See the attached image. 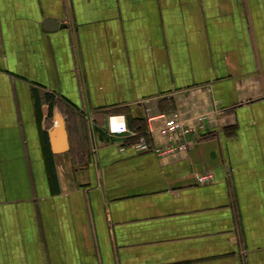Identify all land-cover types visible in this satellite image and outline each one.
<instances>
[{
	"label": "crops",
	"instance_id": "0c3cea01",
	"mask_svg": "<svg viewBox=\"0 0 264 264\" xmlns=\"http://www.w3.org/2000/svg\"><path fill=\"white\" fill-rule=\"evenodd\" d=\"M0 264H264V0H0Z\"/></svg>",
	"mask_w": 264,
	"mask_h": 264
},
{
	"label": "built area",
	"instance_id": "2783aa9c",
	"mask_svg": "<svg viewBox=\"0 0 264 264\" xmlns=\"http://www.w3.org/2000/svg\"><path fill=\"white\" fill-rule=\"evenodd\" d=\"M159 118L162 119L159 132L161 136L165 138L164 143L156 146L149 143L146 135L151 134V131H148L146 135L143 134L140 137L139 142L136 144V148L141 151H152L158 155H170L185 151L188 146L186 135L194 132L196 126L187 124L185 120L181 118L179 112H174L170 115L161 114ZM200 120H202V118H200ZM110 130L112 133H122L127 131V128L124 124L115 126L114 121H110ZM212 180V173L197 174V181L201 184Z\"/></svg>",
	"mask_w": 264,
	"mask_h": 264
},
{
	"label": "bare ground",
	"instance_id": "6f19581e",
	"mask_svg": "<svg viewBox=\"0 0 264 264\" xmlns=\"http://www.w3.org/2000/svg\"><path fill=\"white\" fill-rule=\"evenodd\" d=\"M114 125L117 126L118 124L114 122Z\"/></svg>",
	"mask_w": 264,
	"mask_h": 264
},
{
	"label": "trees",
	"instance_id": "16d2710c",
	"mask_svg": "<svg viewBox=\"0 0 264 264\" xmlns=\"http://www.w3.org/2000/svg\"><path fill=\"white\" fill-rule=\"evenodd\" d=\"M146 137H148V136L146 135Z\"/></svg>",
	"mask_w": 264,
	"mask_h": 264
}]
</instances>
